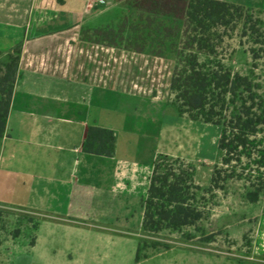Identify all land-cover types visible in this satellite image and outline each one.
Returning <instances> with one entry per match:
<instances>
[{
  "label": "crops",
  "instance_id": "0c3cea01",
  "mask_svg": "<svg viewBox=\"0 0 264 264\" xmlns=\"http://www.w3.org/2000/svg\"><path fill=\"white\" fill-rule=\"evenodd\" d=\"M96 6L94 0H0V52L22 45L0 142V205L43 214L33 245L39 264H110L88 261L112 253L114 238L125 236L133 221L143 222L153 165L160 154L174 155L172 142L179 146V139L172 141L173 130L187 121L173 100L178 58L168 48L169 39L144 34L156 26L143 19L150 14L138 10L141 19L133 25L126 19L125 34L144 33L114 44L99 39L97 31L118 27L125 14L103 19L112 8ZM157 18L164 22L158 30L173 23ZM155 44L164 48L156 50ZM91 126L115 132L113 157L84 151ZM180 134L185 150H197L206 159L208 149L195 141L193 126ZM148 142L159 147L144 163L140 149ZM252 251L264 257V214Z\"/></svg>",
  "mask_w": 264,
  "mask_h": 264
},
{
  "label": "rangeland",
  "instance_id": "374dc122",
  "mask_svg": "<svg viewBox=\"0 0 264 264\" xmlns=\"http://www.w3.org/2000/svg\"><path fill=\"white\" fill-rule=\"evenodd\" d=\"M94 1L97 4V9L112 8V11L103 19H108V17L115 15L117 11L125 14L118 26L126 23V19L130 25L140 22L141 16L138 14V9L134 7L138 0ZM239 1L245 5L258 4L261 9L264 8V0ZM126 7H131V14L127 18ZM143 19L145 21L148 18L144 16ZM232 19L233 21L228 26H219L210 32V35L215 39L212 42V44L216 45L215 54L210 56L200 54L199 59L201 62L212 59L214 67H216V62L220 61L233 74L246 76L251 70L254 71L255 83H261L262 85L259 93L264 94V10H254L245 7L240 11H234ZM151 22L156 25L152 32L128 33L125 34V37H139L144 33L151 39L154 38L161 41L169 39L168 48L170 47L169 49L178 58V65L176 68L174 66L173 70L174 77L175 73H181L185 67V62L181 60L188 59L194 55L188 46L189 35L185 36V27L182 21L173 20L172 24H166L168 25L167 32L156 29L161 23H164L157 16H152ZM214 34L218 38L216 36L215 38ZM167 36H171V38H167ZM124 44L126 45V41ZM154 47L156 50L164 48V46L161 47L159 44H155ZM8 61L9 57L7 55L0 56V71L2 70L3 73H5ZM1 75L3 74L1 73ZM173 100L174 102L176 101L175 94ZM231 111V109L227 110L226 108L225 116L228 119ZM184 116L187 121L180 123L177 126L178 131L174 129L172 135V138L174 137L172 141L179 139V146L172 142L171 153L174 155L169 156L173 159H180L183 169L194 168L196 183L201 186L200 190L196 191L197 201L204 216L203 220L198 224L200 230L190 227L184 229L181 233L170 234L166 232L163 235H168V237L178 240L180 245H185L181 242L185 241L184 237L186 235H189L187 242L189 248L178 246L169 250H154L145 248V246L142 248L141 256L147 255V258L137 262V238L146 237L143 235L142 221L137 219V221L131 223L129 228H126L125 236L114 238L111 244L112 253L107 255L100 253L93 260L89 259V263L262 264L264 262V257H254L252 255L256 226L261 215L264 214V191L260 201L254 204L245 198L249 189V184L245 180L235 179L226 182L223 189H214L213 192L206 190L211 186L216 166L222 169V179L234 169H237L239 173L246 168V173H252L251 179L253 180H256L260 174L257 171V167L249 164L250 158L248 156H241V164H238V155L229 156L227 151H219V127L197 124L196 121H202L194 120L188 114ZM192 126L196 133L195 141L198 145L200 144V147L208 149L207 153L204 154L206 159L197 154V150L191 149L187 151L181 146L180 130L190 132L192 131ZM203 143H206V146ZM257 145L264 150V132L257 136ZM157 146L156 142H148L141 146V158L144 163L148 162V158H151L152 152ZM179 151L184 153L181 158L177 155ZM257 155L258 153L255 152L254 157H257ZM227 159L233 160L226 164L225 161ZM181 164H176L174 167H179ZM261 172L264 178V168ZM135 210H138V207ZM41 218H43V214L37 210L0 205V264H39L37 260L39 251L33 250L32 240L37 236L36 226ZM207 237H210V240L202 241ZM146 238L151 239L149 236Z\"/></svg>",
  "mask_w": 264,
  "mask_h": 264
},
{
  "label": "trees",
  "instance_id": "16d2710c",
  "mask_svg": "<svg viewBox=\"0 0 264 264\" xmlns=\"http://www.w3.org/2000/svg\"><path fill=\"white\" fill-rule=\"evenodd\" d=\"M134 7L150 14L145 20L148 26L154 24L151 22L152 16L182 21L185 36L189 35L188 46L194 55L180 59L185 62V67L172 78L171 89L176 95L174 103L180 115L188 114L194 120L219 127V151H227L229 156L238 155V164H241V156H248L249 164L255 165L260 173L253 180L252 173H246V168L239 173L234 169L222 179V169L216 166L211 186L206 190L213 192L214 189H223L226 182L245 180L249 184L245 198L254 204L259 202L264 191L261 172L264 168V150L257 145V136L264 132V94L259 93L262 85L255 83L252 70L246 76L233 74L220 61L214 67L212 59L203 62L199 59L200 54L210 56L216 52V45L212 44L215 39L210 32L219 26H228L233 21L234 11L245 7L222 0H138ZM164 31L167 32L166 29ZM125 33L126 23H122L116 28L99 29L97 37L117 44L118 41L122 42ZM213 36L217 37L216 34ZM137 48L142 50V47ZM21 53V44L9 53L0 52V56L9 57L5 73L0 71L3 74L0 76V142L6 134ZM226 108L232 110L229 119L225 116ZM116 140L113 130L91 126L86 132L83 148L87 154L113 157ZM255 152L258 153L257 157H254ZM232 160L225 162L229 164ZM176 164H181V160L160 154L153 165L150 186L143 200L142 222L143 235L151 239L137 238V262L147 258V255L141 256L145 246L154 250H169L178 246L189 248V235L181 242L185 246L163 233H181L190 227L200 230L198 224L204 215L199 208L196 191L201 186L196 183L193 167L186 170L182 164L174 167ZM206 240H210V237L202 241ZM35 243L36 237L32 245Z\"/></svg>",
  "mask_w": 264,
  "mask_h": 264
}]
</instances>
